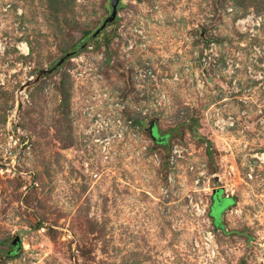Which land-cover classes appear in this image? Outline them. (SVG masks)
I'll return each instance as SVG.
<instances>
[{"label":"rangeland","instance_id":"374dc122","mask_svg":"<svg viewBox=\"0 0 264 264\" xmlns=\"http://www.w3.org/2000/svg\"><path fill=\"white\" fill-rule=\"evenodd\" d=\"M109 10L0 0V264H264V0Z\"/></svg>","mask_w":264,"mask_h":264},{"label":"water","instance_id":"95a60500","mask_svg":"<svg viewBox=\"0 0 264 264\" xmlns=\"http://www.w3.org/2000/svg\"><path fill=\"white\" fill-rule=\"evenodd\" d=\"M121 0H109V14L108 16H106L104 18V20L102 21V23L100 24V26L87 38V40L80 46V50L83 49L85 47V45L95 39L96 37H98V35H100L106 28L108 25L112 24L116 18L118 17V6L120 4ZM75 52H69L66 53L60 60L59 62L56 64L55 67L51 68L50 70H40L34 79H32L31 81H28L25 85L22 86V89H24L25 87L36 83L42 76L46 75V74H50L51 72H53L56 68L60 67L67 59L72 58L73 54ZM21 108V103H18V107H17V112L20 110ZM153 127H154V123L151 121L148 126H147V131L148 133L151 135L152 139H156L154 137L153 133ZM1 165V164H0ZM19 245H20V238L18 236H16L12 242H11V246L12 247H16V249H19Z\"/></svg>","mask_w":264,"mask_h":264},{"label":"built area","instance_id":"2783aa9c","mask_svg":"<svg viewBox=\"0 0 264 264\" xmlns=\"http://www.w3.org/2000/svg\"><path fill=\"white\" fill-rule=\"evenodd\" d=\"M247 23H248V25L250 24V26H251L250 29H252V31L254 30L255 27L259 28L262 24L260 21V18H257L255 16H250V15H247L245 18H242V19H239L236 21V25L240 24V25L244 26Z\"/></svg>","mask_w":264,"mask_h":264},{"label":"trees","instance_id":"16d2710c","mask_svg":"<svg viewBox=\"0 0 264 264\" xmlns=\"http://www.w3.org/2000/svg\"><path fill=\"white\" fill-rule=\"evenodd\" d=\"M198 139L201 140V141H203L206 144V146H207V150H206L207 151V155L211 156L212 153H211L210 146H211V143L212 142L210 140L206 139L204 136L203 137L202 136H199ZM215 194H217V192H215ZM220 202L221 201H219L218 203L220 204ZM231 202H232V200H231ZM221 206H222V204H221Z\"/></svg>","mask_w":264,"mask_h":264},{"label":"flooded vegetation","instance_id":"af4514ba","mask_svg":"<svg viewBox=\"0 0 264 264\" xmlns=\"http://www.w3.org/2000/svg\"><path fill=\"white\" fill-rule=\"evenodd\" d=\"M153 141H157V140L156 139L155 140L153 139ZM10 247L13 249V251H15L16 247H12V246H10Z\"/></svg>","mask_w":264,"mask_h":264}]
</instances>
